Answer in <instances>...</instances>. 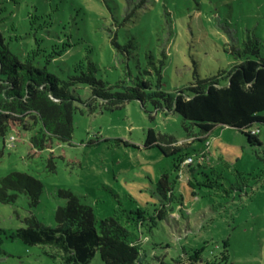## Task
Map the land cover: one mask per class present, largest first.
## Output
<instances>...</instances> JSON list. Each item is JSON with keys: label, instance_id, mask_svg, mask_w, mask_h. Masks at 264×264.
<instances>
[{"label": "rangeland", "instance_id": "rangeland-1", "mask_svg": "<svg viewBox=\"0 0 264 264\" xmlns=\"http://www.w3.org/2000/svg\"><path fill=\"white\" fill-rule=\"evenodd\" d=\"M0 21L16 54L41 47V65L53 48L73 44L47 65L60 78L93 61L111 92L133 87L144 98L94 108L91 88L78 84L71 140L53 138L40 150L30 131L0 136V179L21 172L43 183L35 207L25 194L0 202V264H65L54 246L17 237L27 219L55 225L61 190L91 206L97 221L115 217L143 240L138 264H264V125L259 146L221 125L189 136L183 118L155 102L195 76L227 70L248 44L257 48L250 57L264 60V0H0ZM150 129L173 138L178 152L145 147ZM163 174L174 197L158 220ZM90 264H103L99 254Z\"/></svg>", "mask_w": 264, "mask_h": 264}, {"label": "trees", "instance_id": "trees-1", "mask_svg": "<svg viewBox=\"0 0 264 264\" xmlns=\"http://www.w3.org/2000/svg\"><path fill=\"white\" fill-rule=\"evenodd\" d=\"M1 23L0 136H5L10 130L17 133L30 131L31 145L40 150L49 147L53 138L71 140L74 113L78 109L77 103L81 101L72 88L78 84L91 88L90 106L94 108L99 103L112 110L131 100H144L133 87L125 88L124 92H111L107 84L96 77L97 65L93 61H89L87 69L83 67L84 63L76 65L75 74L67 80L60 78L47 65L66 54L73 44L63 43L60 49L53 48L47 55L46 63L41 65V47L22 56L16 54L11 48L13 37L9 36L8 39ZM15 38L20 39L18 36ZM244 53L247 56L236 51L238 58L243 59L231 64L227 70L205 79L195 76L190 86L176 94L161 92L159 100L153 101L157 106L178 113L184 120L189 136L195 127L205 135L221 125L235 128L244 133L251 144L261 145L264 60L250 57L257 53L255 45L248 44ZM222 79L225 81L222 82ZM173 140L158 138L155 131L150 129L144 146H156L169 156L179 150V147L172 145ZM42 191L43 183L27 173L14 172L0 179L2 203H13L20 194H25L30 206L35 207ZM156 194L161 203L154 212L156 215L151 217L163 220L167 217L166 203L171 196L174 197L167 174L158 180ZM59 196L66 200V204L57 208L55 225L42 224L35 218L27 219V224L18 229L17 237L28 245L54 246L65 264H90L97 254L103 264H138L143 240L115 217L97 221L92 207L83 204L73 193L61 190ZM152 225L145 223L150 231Z\"/></svg>", "mask_w": 264, "mask_h": 264}, {"label": "built area", "instance_id": "built-area-1", "mask_svg": "<svg viewBox=\"0 0 264 264\" xmlns=\"http://www.w3.org/2000/svg\"><path fill=\"white\" fill-rule=\"evenodd\" d=\"M190 160H193V158H192V157H190Z\"/></svg>", "mask_w": 264, "mask_h": 264}]
</instances>
